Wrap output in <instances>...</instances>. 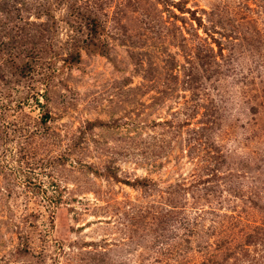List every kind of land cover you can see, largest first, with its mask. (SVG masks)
<instances>
[{"label":"rangeland","instance_id":"obj_1","mask_svg":"<svg viewBox=\"0 0 264 264\" xmlns=\"http://www.w3.org/2000/svg\"><path fill=\"white\" fill-rule=\"evenodd\" d=\"M71 1L77 14L89 2L98 4L108 55L82 52L77 66L53 60L44 75L19 85L0 82V264H166L157 251L172 249L170 239L177 235L184 242L182 227L189 225L204 239L212 221L226 224L229 237L235 232L232 240L220 236L237 244L235 264H264V130L258 128H264V114L257 128L245 130L253 122L238 112L244 86L234 85L256 69L252 46L261 50L256 41L264 37V0ZM69 2L56 7V0H12V5L22 10L49 3L61 22L69 18ZM6 3L0 0V8ZM34 14L23 16L36 21ZM67 29L58 25V46L71 35ZM215 41L223 56L197 60L199 50L218 54ZM223 100L236 105L234 127L225 123L228 133L213 140L228 155L237 148L245 163L231 170L241 173L236 187L230 190V179L223 180V193L211 206L196 204L191 191L186 193L188 201L179 204L184 207L171 220L166 240L156 241V224L173 210L169 187L190 185L193 171L204 167L192 137L204 113ZM192 106L198 107L195 116ZM48 113L50 121L42 125ZM89 122L97 127L85 129ZM74 144L77 151L66 165L52 163ZM90 164L111 165L122 179L147 177L156 185L143 191L98 179L87 173ZM48 197L59 198L60 206L53 207ZM92 243L107 255H86L95 252ZM27 244L31 254L19 255L17 249Z\"/></svg>","mask_w":264,"mask_h":264},{"label":"trees","instance_id":"obj_2","mask_svg":"<svg viewBox=\"0 0 264 264\" xmlns=\"http://www.w3.org/2000/svg\"><path fill=\"white\" fill-rule=\"evenodd\" d=\"M7 1L8 0H5V3ZM66 1L67 0H56V7L62 4L64 5ZM69 3L71 5L68 11L70 16L68 15L69 18H63L64 20L61 22L67 26V31H69L71 35L63 41L60 40L61 45L59 46L54 40L59 36L55 31L58 25L60 26L61 22L54 16L53 5L49 3H39L38 5H32L30 7L24 5V9L21 10L14 4L12 5V0H10V3H6L5 8H0V14L5 16V22H2L0 25V82L4 84L12 82V84L19 85L23 80L32 79L36 74L44 75V70L51 71L53 69L52 67L55 64L52 63L53 60L62 62L68 65V67L77 66L81 63L82 52L89 55H108L107 45L102 41V34L106 26L99 16L100 8L98 4L91 7L88 6L90 5L89 2V4H86V10L82 9V12L77 14L75 12L76 8H74L76 2L70 0ZM31 11L35 12L36 21H31V19L28 20L23 16V13H31ZM39 21H41V23H39ZM199 25H202L201 21H199ZM4 39H8V41L3 42L2 40ZM256 42L262 51L259 50L257 46H252L251 58L256 62L255 71L248 74L247 77L241 76L239 79L234 80L235 86H244L243 91L241 92L240 90V94L243 98H238V102L236 103L237 106H239L238 112L244 115L245 118L249 120V123L251 121L253 122L249 124V128L244 126L245 130L251 132L258 127V121L261 120L264 114V37H258ZM216 43L219 47L217 55H214L213 52L203 54L204 51L199 50L196 54V59L199 61L204 60L206 63L207 61H211L214 57H222L224 50L220 46V43ZM228 71L230 72V69H228ZM255 73L257 75L256 79L259 80L258 83L254 78ZM31 87L32 85L29 84L27 88L30 89ZM233 97L234 101L237 97L235 95ZM212 105V113H204L206 119H203L201 127L195 131V135L192 137L194 141L196 140L199 143V147L195 146V149L198 148L195 153L202 154V156L200 155L201 159L206 164L204 163V167L202 169L199 168V171L197 169L193 171L194 180H192L190 185L176 183L169 187L171 191L169 193V197H171L169 203L173 207V210L169 215H161L159 224H156L159 216L156 222L154 220L152 221L153 224L157 225L156 229L153 230L156 241L158 239L163 240V238L165 239L168 236V227H174V224H171V220L178 218L179 209L184 207L179 206V204H182L181 202L183 200H187V194L190 191L196 204H200V202L204 201L211 206V199L218 200L216 199V197L219 198L217 194L223 193V191L219 189L220 186H222V181L230 179L231 183L229 186L231 190L236 187V180L239 178V175H241L239 171L238 173L231 171L234 167H239V165L244 163V161L241 160L238 149L235 148L231 150V155H228L225 151H222V145H218L215 143V139L213 140V137H216L217 140L221 141L219 138L224 136V133H228L223 130L225 123H230L229 125L234 127L232 119L236 105L234 104L231 106L226 100L217 104L213 103ZM197 108V106L191 107L190 116H195L197 114ZM50 118V114L48 113L47 116L45 115L42 117L40 123L46 126ZM187 122L188 120H186L185 123ZM87 125L88 126L85 128L87 130H92L97 127L91 122ZM258 128L264 130V128L260 126ZM221 130H223V132H220ZM217 133H221V135L216 136ZM80 143H82V139L79 144ZM204 145L207 147V152L203 150ZM76 146L75 144L71 145L68 148V154L51 159L52 163L66 165V162L70 159V155L77 151ZM200 147H202V149H199ZM202 150L203 153H201ZM249 160L250 163L256 162L254 157H250ZM243 167L242 165L241 168ZM87 168V173L93 175L95 178L111 180L134 189L149 191L156 185L155 181L147 177L135 178L132 181L122 179L119 175V169L112 168L111 165L98 168L96 165L90 164L87 165ZM201 172H205L204 177L201 176ZM49 196H51V194H49ZM47 200L51 201L53 207L57 208L60 206L59 198L55 200L48 197ZM217 204H221V202L218 201ZM203 206H205V204L201 205V207ZM213 212H211L210 215H214ZM217 218L221 219L222 217L218 216ZM212 222L214 224L210 226L209 233H205L206 236H204V239L199 232L193 234L194 231L190 229L189 225H185V228L182 227L187 231L185 233L186 238L184 242L179 241L182 239L179 235L174 237L176 241L171 238L170 245L174 244L173 248H163L157 251L158 259H161V261L166 264L171 262H173L172 264H229L230 261H233L235 264L240 260L237 244L232 241L226 243L220 240V236L228 240L234 239L235 232L233 231L232 237H229V231L225 230L226 224L224 226L221 222ZM181 226H183V224H181ZM193 237H196V240L194 239L195 242L192 240ZM214 237L216 238L214 239ZM162 245L165 246L163 241ZM89 246L90 248L98 247L96 243H92V245ZM94 250L95 252H88L86 255L94 256L96 254L98 257L102 256V258L107 255V251L99 253L96 251V248ZM17 252L22 256L31 254L28 244L27 246L24 245V247H19ZM101 264L108 263L105 262Z\"/></svg>","mask_w":264,"mask_h":264}]
</instances>
